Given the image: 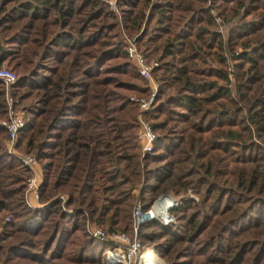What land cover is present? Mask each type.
<instances>
[{
    "label": "trees",
    "instance_id": "obj_1",
    "mask_svg": "<svg viewBox=\"0 0 264 264\" xmlns=\"http://www.w3.org/2000/svg\"><path fill=\"white\" fill-rule=\"evenodd\" d=\"M114 5L118 15L105 0H0V66L14 74L23 119L15 149L40 172L29 208L28 171L6 153L0 126V263L104 264L106 243L85 223L131 235L135 203L172 195L173 223L137 228L144 255L264 264V0ZM123 35L157 62L145 153L130 97L149 87Z\"/></svg>",
    "mask_w": 264,
    "mask_h": 264
},
{
    "label": "built area",
    "instance_id": "obj_2",
    "mask_svg": "<svg viewBox=\"0 0 264 264\" xmlns=\"http://www.w3.org/2000/svg\"><path fill=\"white\" fill-rule=\"evenodd\" d=\"M105 1L108 8L118 15L115 9L114 0ZM123 40L126 57L136 68L139 76L147 82L149 87L147 97H130V99L135 101L138 105L139 111L137 114L138 126L136 130V139L140 151L145 153L152 149L155 140V134L147 120L143 118V113L148 109L156 90L155 82L151 77V69L157 66V62L146 61L142 53L137 50L130 39L123 35ZM14 80V74L7 68L0 66V82L3 85L5 103V117L0 119V126L6 131V139L4 141L6 153L16 156L21 166L28 171V174L24 178L23 199L25 205L32 208L37 206L40 172L36 158L33 154L18 152L15 149L17 132L23 126V119L20 110L16 107V99H14L9 93V86ZM58 198L63 202L64 197L62 195H59ZM178 204L179 198L172 195L158 196L145 210L141 208L139 203H135L131 212V235L122 231L105 232L100 227L94 226L90 223H85V230L90 237L106 243V247L102 252V262L104 264H152L144 255V248L148 246H141L136 238L137 228L142 223L148 221H155L161 225L173 223L174 218L169 212V209ZM62 209L67 213H71L70 209L65 207ZM5 219L7 220V218ZM162 262L163 264H166L163 260Z\"/></svg>",
    "mask_w": 264,
    "mask_h": 264
},
{
    "label": "bare ground",
    "instance_id": "obj_3",
    "mask_svg": "<svg viewBox=\"0 0 264 264\" xmlns=\"http://www.w3.org/2000/svg\"><path fill=\"white\" fill-rule=\"evenodd\" d=\"M147 259L150 260L152 264H163L162 260L159 257H156L154 255H145Z\"/></svg>",
    "mask_w": 264,
    "mask_h": 264
},
{
    "label": "rangeland",
    "instance_id": "obj_4",
    "mask_svg": "<svg viewBox=\"0 0 264 264\" xmlns=\"http://www.w3.org/2000/svg\"><path fill=\"white\" fill-rule=\"evenodd\" d=\"M2 67H4V66H2ZM6 68V67H5ZM134 96V95H133ZM141 97H145V96H141Z\"/></svg>",
    "mask_w": 264,
    "mask_h": 264
},
{
    "label": "water",
    "instance_id": "obj_5",
    "mask_svg": "<svg viewBox=\"0 0 264 264\" xmlns=\"http://www.w3.org/2000/svg\"><path fill=\"white\" fill-rule=\"evenodd\" d=\"M159 196H162V195H159Z\"/></svg>",
    "mask_w": 264,
    "mask_h": 264
}]
</instances>
